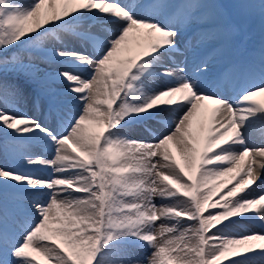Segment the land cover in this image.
<instances>
[{
	"label": "snow or ice",
	"instance_id": "6c2138e0",
	"mask_svg": "<svg viewBox=\"0 0 264 264\" xmlns=\"http://www.w3.org/2000/svg\"><path fill=\"white\" fill-rule=\"evenodd\" d=\"M226 7L0 0V135L19 162L0 166V264H264V48L213 74L182 38L238 32Z\"/></svg>",
	"mask_w": 264,
	"mask_h": 264
},
{
	"label": "rangeland",
	"instance_id": "374dc122",
	"mask_svg": "<svg viewBox=\"0 0 264 264\" xmlns=\"http://www.w3.org/2000/svg\"><path fill=\"white\" fill-rule=\"evenodd\" d=\"M238 1L239 0H215V2L227 6L224 9L225 17L223 18L221 23L228 24L230 19L234 20L236 22L238 20H241V18H243L247 22H250L253 25H256V26H254L252 35L248 36L251 39L250 43L246 47L238 50L236 53L238 55L237 58H243L244 56H246L248 54L247 49H250L254 53V56H253V59L255 60L254 62L258 63L261 54L254 51L252 49V45L254 44L255 41L261 42L262 40H264V16L261 15L259 3L253 2L251 5L244 4L243 6H245V7L239 8V6H237ZM251 1H255V0H250V2ZM237 13H240V14L237 16ZM182 38L187 39V33L186 32L182 33ZM224 40H225V42H230V45H232V47H233V42H237L235 40H242V36L239 34V31H238V32H233L231 35L224 36L220 40H214V41L207 43V44H210V46L213 48H218L217 51L213 52V54L211 56H209V57L213 58L212 61L214 62V63H212L213 74H216V71L219 69L224 70L227 66V64L224 62L227 59L223 58V56H225V53H227L229 50L226 49V45L224 43L223 44L221 43V41H224ZM191 43H192L193 49H196L194 42H191ZM207 44H205V46H207ZM255 45H256V48L260 47L261 45L264 46V44H262V43H256ZM181 48H182V51H184L183 44L181 45ZM260 48H262V47H260ZM186 56L188 59L190 57H192V55H190V51L186 52ZM177 58L184 59L185 57L177 56ZM239 68H240V66H239ZM22 107L24 108L25 111H28L29 113L34 115L41 122H48L45 114L43 113V110H44L43 108L40 110H37L36 107H33L31 109H29L30 106L26 107L25 105H22ZM34 108H35V110H32ZM31 111H35V112L32 113ZM0 138H3V137L1 136ZM3 147H4L3 145H0V162H4V160H5L9 163L8 157H7V155H5V151H4ZM37 149H38V151L37 150H33V151L34 152L41 151L39 148H37ZM262 186H264V184H261L258 188H256L257 190L255 189V191H253V193H252L253 197L263 193L262 191L264 190V188H262ZM248 227H250V225H248ZM149 254H150V250L148 253H143L140 251H137L135 253V255L139 258H143L145 255H149Z\"/></svg>",
	"mask_w": 264,
	"mask_h": 264
},
{
	"label": "bare ground",
	"instance_id": "6f19581e",
	"mask_svg": "<svg viewBox=\"0 0 264 264\" xmlns=\"http://www.w3.org/2000/svg\"><path fill=\"white\" fill-rule=\"evenodd\" d=\"M253 2H257V3L260 4V0H255V1H251V2H250V0H239L237 6H239V8H241V7H245V6H243L244 4L251 5ZM239 14L240 13H237V16ZM228 23H231L233 25H238L239 26V29H240L239 30V34L242 36V40H235L237 42H233V47H232V45H230V42H225V40L224 41H221L222 44L224 43L226 45V49L229 50L227 53H225V56H223V58H226L227 59L224 62L227 64L226 68H228L229 65H233V66H238V67L240 66V68L243 69L244 67H246L247 65H249L250 63H253L255 61L253 59L254 53L252 52V50L247 49L248 50V54L246 56H244L243 58H237L238 55H237L236 52L238 50L246 47L250 43V40L251 39L248 36L249 35H252L254 26H256V25H253L252 23L247 22L243 18H241V20H238L236 22L234 20H231L230 19ZM186 33H187V39L186 40H188L189 42H194V44H195V41H194V30L193 31H187ZM256 43H262V44H264V40H262L261 42L255 41L254 44L252 45V49L254 51H256V52H258V53L261 54V49L264 48V46L261 45L260 47H262V48H260V47L256 48V45H255ZM217 50H218V48H213V47L210 46V44H207V46L202 45L198 49L197 48L196 49H193L192 51H190V55H192V57H193V55L195 53V54H199L201 56H211L213 54V52H215ZM192 57H190L188 59L189 60V63H191ZM177 59H180V58H177ZM212 63H214V62L212 61ZM61 67H62L61 64L52 63L49 66V70L55 72V71L59 70ZM225 69L224 70H220V69L217 70L216 71V74L221 73V72H224ZM258 99L264 100V95L259 96ZM206 104H207V107H206L205 111H206V113H210V110L213 107L212 102L209 101V102H206ZM23 105H25L26 107L27 106H30L29 109L35 107L31 103V98L30 97L28 98V100ZM32 110H35V108L32 109ZM31 112L34 113L35 111H31ZM43 113L46 116V110L45 109L43 110ZM153 126L154 127H159L158 125H155V124H153ZM252 135L254 137L253 142L256 145L264 146V145L261 144L260 134L258 132H256L255 130H253ZM1 136L2 135H0V137ZM0 145H3L4 146V137L3 138H0ZM37 148H33V150H37L38 151ZM4 151H5V148H4ZM5 155H7L10 164L7 161L4 160V162H0V166H5V165H8V166H13V165L19 166V162L13 158V156L10 154V151H5ZM40 171H41V174H46V170H40ZM256 188H258V187H255V189ZM262 188H264V186H262ZM262 192H263L262 194H264V190ZM157 203H160V201H157ZM250 227H252V226L250 225Z\"/></svg>",
	"mask_w": 264,
	"mask_h": 264
}]
</instances>
